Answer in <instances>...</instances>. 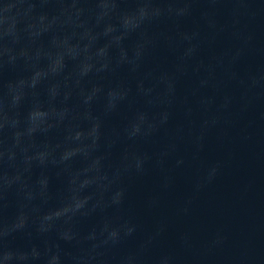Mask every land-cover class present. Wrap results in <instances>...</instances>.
I'll use <instances>...</instances> for the list:
<instances>
[{"label":"water","instance_id":"obj_1","mask_svg":"<svg viewBox=\"0 0 264 264\" xmlns=\"http://www.w3.org/2000/svg\"><path fill=\"white\" fill-rule=\"evenodd\" d=\"M142 7L161 15L126 26ZM112 90L127 95L109 111ZM34 110L48 114L47 124L21 137L14 166L0 167L14 174L24 167L21 149H55L56 164L33 162L25 173L33 186L41 174L50 178V199L33 202L42 211L65 199L69 176L95 157L109 178L126 154L149 157L142 175L125 179L119 211L76 224L83 235L102 216L131 219L135 231L105 264H264V0H0V150L13 148ZM139 114L156 130L129 139ZM96 120L90 157L59 163L66 147L92 145ZM19 199L10 192L9 219ZM30 216L31 239L17 234L9 246L35 244L42 258L12 264H44V241H56L55 232L37 234V213Z\"/></svg>","mask_w":264,"mask_h":264},{"label":"clouds","instance_id":"obj_2","mask_svg":"<svg viewBox=\"0 0 264 264\" xmlns=\"http://www.w3.org/2000/svg\"><path fill=\"white\" fill-rule=\"evenodd\" d=\"M171 5L168 11L172 12ZM161 9L155 8L150 13L147 7L139 9L138 20L134 21L133 17H125V25H133L138 27L139 23L151 17H159ZM111 30V29H109ZM61 61L56 62L54 71L61 66ZM106 67V65H104ZM90 65H85L82 73L86 74L90 70ZM40 74L37 73L33 79V86ZM99 89H94L93 93L86 98V102L92 99V95L98 92ZM127 93L120 90H112L108 93L109 103L108 110H114L117 102L123 99ZM16 99H19L17 97ZM47 113L40 110H34L30 113L29 119L31 126L26 132L17 131L15 133L13 148L0 150V166L7 165L12 167L16 162V147L20 146L21 137L28 135L31 137L37 130L43 128L47 124ZM146 117L139 114L137 118L130 123L127 131L129 139L138 137H147L156 130V125L149 124L144 128ZM167 121V115L164 116L162 122ZM7 123V121H5ZM4 125H0L2 127ZM15 126V122H13ZM50 126V125H49ZM85 136L83 132H76L73 139L79 141ZM92 139V145L84 147H66L59 157V163H65L72 160L78 155H83L89 158L91 155L90 149L97 146L100 139V122L96 120L91 129L87 133ZM24 155L23 170L17 169L14 174L0 167V264H12L13 261L25 262L31 260H39L42 258L41 251L38 250L35 244L29 248L19 249L9 246V240L17 234H24L31 239L33 233L30 230V222L32 217L30 211L37 213L38 223L35 231L37 234L44 236L55 232L56 241L49 243L44 241L43 259L44 264H105L104 256L107 251L119 245L124 237L130 236L135 231V225L131 219L119 217L113 219L108 216H102L99 223L90 228V230L81 235L76 230V224L84 218L93 215L105 213L109 208H115L117 211L123 206L126 196L125 179L132 175H142L145 171L144 165L149 157L144 155L133 154L124 156V163L117 168L112 177L100 175V164L102 157H95L91 163L72 173L67 180V196L58 205L49 207L46 210H41L36 207L33 202L39 198L43 202L50 199L49 183L50 178L47 175L41 174L37 179L35 186L30 185L25 177V173H30L33 162L40 166H47L49 163L56 164L57 160L54 156L55 149L46 148L42 151H37L32 155H27V149H21ZM97 175L93 176L91 173ZM95 186L97 191L102 193H111L115 191V195H109L104 199L103 195L100 199L94 198V193H89L86 190ZM15 191L20 198L17 203V209L14 216L9 219L6 216L9 207V194ZM58 223L60 227H58ZM123 234V235H122ZM60 241L71 245L77 249V253L67 252Z\"/></svg>","mask_w":264,"mask_h":264}]
</instances>
